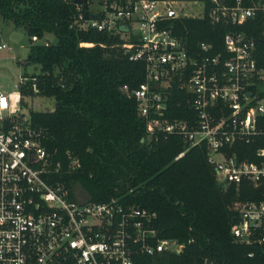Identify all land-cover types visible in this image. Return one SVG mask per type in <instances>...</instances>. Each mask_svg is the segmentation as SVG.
<instances>
[{
	"label": "built area",
	"instance_id": "2783aa9c",
	"mask_svg": "<svg viewBox=\"0 0 264 264\" xmlns=\"http://www.w3.org/2000/svg\"><path fill=\"white\" fill-rule=\"evenodd\" d=\"M73 2V25L117 36L122 53L144 64V81L121 90L136 101L147 139L163 134L179 136L189 147L204 143L222 184L252 185L255 196L240 205L230 234L264 251V145L250 152L243 147L264 138V69L256 64L254 37L236 29L257 15L264 18V0H210V6L203 0ZM184 2L199 11L183 12ZM185 17L229 27L223 51L214 53L207 42L188 47L174 34V21ZM8 49L0 31V58ZM28 80L21 77L20 85ZM175 89L183 94L177 105L185 103L187 113L170 119ZM32 91H38L34 83ZM21 106L18 101L15 108ZM11 110L0 89V264H135L143 255L182 251L183 243L160 236L155 211L118 198L79 200L64 183L50 182L60 164L43 145L44 129ZM70 166H79L77 158Z\"/></svg>",
	"mask_w": 264,
	"mask_h": 264
},
{
	"label": "trees",
	"instance_id": "16d2710c",
	"mask_svg": "<svg viewBox=\"0 0 264 264\" xmlns=\"http://www.w3.org/2000/svg\"><path fill=\"white\" fill-rule=\"evenodd\" d=\"M73 1L0 0L2 18L23 28L30 41L46 33L57 38L55 43L30 44L27 61L38 64L40 73L20 86L23 93L33 92L34 83L37 93L54 97L52 110L30 115L44 129L43 145L60 164L50 182L64 183L73 197L78 184L87 201L118 198L147 207L157 213L160 236L184 244L180 253L143 255L135 264H264L259 246L237 243L230 234L240 205L255 196L252 185L222 184L204 143L189 147L181 137L163 134L147 139L136 101L121 90L144 81V64L122 53L117 36L73 25ZM174 22V34L188 47L207 42L214 53L223 51L229 27L212 25L206 17ZM236 29L254 37L256 64L264 69V18L257 15ZM178 99L183 94L175 89L166 117L186 116L187 107L178 106ZM259 127L264 133V117ZM263 145L261 138L243 147L250 152ZM72 157L79 162L76 168L70 166Z\"/></svg>",
	"mask_w": 264,
	"mask_h": 264
},
{
	"label": "rangeland",
	"instance_id": "374dc122",
	"mask_svg": "<svg viewBox=\"0 0 264 264\" xmlns=\"http://www.w3.org/2000/svg\"><path fill=\"white\" fill-rule=\"evenodd\" d=\"M183 12L194 14L199 11V6L184 2L181 5ZM0 31L3 33L9 47L0 58V89L4 90L10 97L11 111L24 115L30 120L31 112L47 111L54 107V97L44 96L37 92L23 93L20 88V78H30L40 73V66L34 62H28L30 44L55 43L57 38L52 33H46L42 38L30 41L29 37L21 27H15L10 21L4 20L0 15ZM29 81V80H28ZM25 81V84L28 82ZM21 102L22 106L17 110L15 105ZM77 199L84 200V191L78 184L73 186Z\"/></svg>",
	"mask_w": 264,
	"mask_h": 264
},
{
	"label": "water",
	"instance_id": "95a60500",
	"mask_svg": "<svg viewBox=\"0 0 264 264\" xmlns=\"http://www.w3.org/2000/svg\"><path fill=\"white\" fill-rule=\"evenodd\" d=\"M76 2H77V3H80V2H81V0H76ZM85 16L87 17V14H85Z\"/></svg>",
	"mask_w": 264,
	"mask_h": 264
}]
</instances>
